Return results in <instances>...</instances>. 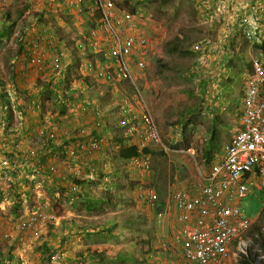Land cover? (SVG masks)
<instances>
[{"label": "built area", "instance_id": "2783aa9c", "mask_svg": "<svg viewBox=\"0 0 264 264\" xmlns=\"http://www.w3.org/2000/svg\"><path fill=\"white\" fill-rule=\"evenodd\" d=\"M58 2L64 6L62 15L65 19L73 20L86 14L94 22V26L80 33H83V39L74 43L76 53L83 58L80 65L76 67L73 62L68 63L70 67L77 68L80 80L74 78L68 81L78 82L79 86L88 89L83 82L88 80L109 86L112 93L121 94L116 121L113 126L107 123L111 142L118 148L114 138L119 128L126 144L137 149L138 155L126 163V170L134 172V178H131L135 183L132 198L152 210L157 206L158 196L149 181L151 154L145 150L161 143L151 112L139 89L134 86L138 78L133 77V72L143 79L145 71L160 57L157 36L155 32L149 33L146 20L118 8L113 0ZM192 2L196 5L201 29L211 33L217 26L220 34L217 40L205 35L190 44L188 50L197 54L198 66L207 62L206 53L223 44L224 38L240 34L255 49L249 68L240 74L243 103L236 132L224 156L210 165L204 182L175 188L170 193L164 211L171 215L173 227L171 238L168 242L163 241L161 248L167 261L174 256L178 258V264H228L232 244L238 242L252 224V221L243 219L237 203L252 188L264 190V0ZM7 5L8 0H0V10ZM28 50L27 67L35 70L45 82L51 83L55 80L52 77L54 70H57L55 77L63 72L60 59L65 60L70 49L57 41V34L53 31L48 35L41 31L36 33ZM49 55L53 59L47 67L44 59ZM125 83L131 87V95H122L124 89L121 86ZM0 87H3L0 89V191L3 195L0 203L3 204L7 202L5 194L12 178L23 175L32 178V189L37 192L41 184L34 178L45 174V154L50 143L56 140L57 132L51 130L47 134L46 123L35 125V119L42 115L41 103L24 100V95L13 84ZM86 104L88 109L82 105L79 107L90 117L87 125L78 130L60 131V135L69 141L67 153L71 157L81 151L96 153L103 144V139L97 136L104 123L103 111L94 102ZM33 118L34 123L31 124ZM18 132L27 135V143L23 141L26 147L22 148L21 140H17ZM73 138H76L75 143ZM78 173V169L73 170V176ZM39 217L43 219L41 215H29L19 223L18 229L29 231L36 226ZM6 238L7 235L0 232V241ZM59 259L61 256L56 254L51 263Z\"/></svg>", "mask_w": 264, "mask_h": 264}, {"label": "rangeland", "instance_id": "374dc122", "mask_svg": "<svg viewBox=\"0 0 264 264\" xmlns=\"http://www.w3.org/2000/svg\"><path fill=\"white\" fill-rule=\"evenodd\" d=\"M113 1L120 9H125L128 12L133 9L134 14H137L140 19L146 20V27L149 33L154 34L155 32V36H157L156 43H159V47L161 49L160 57H157L151 64L150 68L145 71L143 79L141 76L133 72V77L138 78L134 82V86L139 89L152 116L154 113L152 97H149L148 87L145 85V83L150 80L160 79L163 83L166 82L168 78H170L171 81L174 80V85L169 90V93L173 94L172 98L175 99V102L178 101L179 109L186 107L189 101L188 98L192 95L196 96L201 92L199 89L198 91H194L189 94V90L194 89V80L188 74L190 72L189 70L192 57L188 48L194 40L202 37L203 35V32L200 29L202 28V24L199 23L198 11L195 9L196 5L194 2H192V0ZM25 6L27 8L24 10L23 7ZM22 9L24 11L20 15L19 13ZM63 9L64 6L60 5V2L57 0H8V5L0 10V29H5V26L11 25L12 22H14V26L12 32L8 34V36L4 35L3 38H0V81L4 82L6 79L12 80L14 78V74H16V81L23 84H25L23 80L32 79L28 85H25L28 87V89H25L26 92H29V90L31 91L29 88L32 84H34V82L37 83L39 88L40 85L42 86V83H44V87L42 86L43 88H41V98H45V86L47 87L48 84H50V86L53 85L54 91L50 96H47L50 102V105L48 106L49 119L48 121L42 120L40 119V115L39 118L35 119V125L37 126L40 123H46L48 127H51V129H54L55 132H57L59 129L66 128L67 130H78L84 125H87L90 121L87 113H80V109L78 108V106L81 105L80 100H82L80 96L84 97L86 101L96 103L103 111L104 120L106 118L113 126V123L116 121L117 105L120 101L121 94L112 93V89L109 86L90 82L91 88L87 89L83 85L79 86L78 82H63L61 79L59 82V78L61 76H56L53 82L47 83L43 79H37L36 76L40 75L38 73L37 75L33 74V71L30 68H24L22 70L17 68L24 66L25 64L24 60H19L20 54H17L19 46L18 40L24 32L29 35H31L32 32H38V30L34 27L39 25L36 24L38 22L35 19L40 15L47 20V28L57 34V41L59 43L62 42L65 46L69 47V55L66 56V59L62 62L63 69L67 67L64 64H68L73 58L72 54L74 51L71 50L75 49L73 43L80 41L79 39H83L82 34L88 30L92 24V20H89L88 18L90 17L86 14H81L80 18L73 20L70 19L69 23L73 28L71 30L69 28V24L64 25L63 23L66 21L61 20V18H64L62 16L64 13ZM95 19H97V15L95 16ZM51 20H54L55 24H53ZM62 24L64 26H62ZM77 27H80L81 31L77 29ZM81 32L83 33L80 34ZM159 61H162L163 64H161L162 67L158 69V73H156L154 68L155 64ZM227 64L228 62H225V65ZM219 70H222L220 75L221 80L218 78L217 80L215 79V81L211 82L218 85L217 88H214V90L217 89V92L224 93L225 97L228 94H236L237 97L234 96V103L237 107L241 108L243 103L241 94V78L236 77V75L234 76L231 72L228 73V68L222 64L220 65ZM15 71L17 72L14 73ZM224 75L228 76L229 82L221 83V81L223 82ZM67 76L70 79L75 78L76 80H80V77L77 76L76 67L72 69V71L67 70ZM242 76H244V74ZM207 83L209 82L206 81L205 84ZM121 87L124 89V91L121 92L122 95L125 93L131 95V87L129 88L127 83L122 84ZM205 92L207 93V91ZM57 100L61 103L66 102V100L73 101V103L71 102L70 104L65 105L67 111L64 115L58 114V110L61 108L60 103H58L59 107L54 106L53 101L57 102ZM234 107L235 106H232V108ZM160 114L162 115L164 122L172 120L170 129L172 131H174L175 125H178V121L182 116V113L169 114L165 110H160ZM190 119L192 122L195 121L194 124L196 125L199 123L200 125H203V123L200 122L201 118L193 116ZM155 124L157 126V122H155ZM157 129L160 131L158 127ZM182 129L183 139H186L189 143L194 142V144H196L199 148H202L206 144L203 140L202 130H200V132L197 130L195 133L196 138L192 140L191 133H189L192 132V129L187 127L186 124H183ZM226 129L228 128H225V130ZM27 139L28 138L24 137L23 141L27 143ZM183 141L184 144L177 143L176 145H173L172 143L168 145L163 141V144L169 149L166 150V152L160 144L151 147V174L149 181L157 191L158 195L157 206L152 210L145 208L140 203H136L135 201H131L130 203H126L127 201H125L124 204L121 203L112 206L110 204L106 205L99 212H89L85 209L83 201L78 200L74 193L69 192V190L68 192H65L64 188L67 189V187L59 180L66 178V175H61L58 179L50 178L52 183L48 181L47 183L45 182V184L42 181V178H38L41 186L37 189V192L30 187H24L22 189L24 192V201L22 204H19L16 199L3 202V205L0 204L2 205L0 206V232H2L4 226L8 227L11 225L14 229L17 228L19 223L27 219L31 214L37 216L41 215L43 217V219L39 217V221L36 226L26 232V237L22 236L26 241H28L26 243L28 248V264L42 263V244L44 243L53 253H59L62 248L69 246V252L67 255H63L62 260L57 262V264H74L73 260L75 258V254L80 252L82 253L83 250L82 247H76L77 239L80 241L84 239V241H81L80 243H86L85 240H89V246H98L109 256H114L122 249H130L131 251L137 249L139 255L148 258V262L145 264H178V258L173 256L172 258H167L169 259L167 261L165 259L166 254L162 253L161 243L163 241L168 242L171 238L173 227L171 215L164 210L173 189L185 187V185L196 184L198 182L202 183L199 173L206 176L208 169L206 166H202L204 161H202L201 157H197V154L199 156L203 150L201 153H196V155H191V153L180 150L172 151L181 147L186 149L187 143L185 144V140ZM108 149L110 151H108V155H113L112 153L116 152V150H112L111 147H108ZM56 157V162L61 163V158L59 156ZM95 172L98 175V179L95 178L93 181L98 182L100 178H103V173L99 169H82L81 178H83V180H86L85 178L89 179V173ZM126 173L127 172H120V176L117 178H120L121 181H124V178H134L133 171H130L127 174ZM70 175V177H72L73 173ZM18 179L19 178H12V182L10 184L11 187L9 188H12V186L14 187L15 182ZM21 179V182L25 180V178ZM106 179L110 180V177ZM47 184H49V186H46ZM106 185L108 187L111 186L116 188L115 183H108ZM81 189L82 192L90 190L94 193L95 197L101 196L99 192L104 190L102 185L94 186L91 184H84L81 186ZM237 206L243 219L252 221L253 224L264 206V190L252 188L249 194L237 203ZM65 213H73V216L79 217H69L72 225H67L65 234L67 239L66 242L63 243V230L60 232V225L63 222L68 221V218L63 217ZM159 214L161 215L159 216ZM110 217H116L117 219H124L133 222L132 225H128L126 227L119 225L116 230V233L118 235L120 234V236L124 234L122 232H125L127 235L124 237L117 236L118 238L116 240H109L104 234L98 232V230L91 232L92 229L101 228L107 225V220ZM139 218L141 220H138ZM66 223L68 224V222ZM34 229L36 232H33ZM85 230L88 231V233L85 232ZM17 231L20 230L18 229ZM84 233L87 234L84 235ZM81 234L84 235L83 238H79ZM28 235H31L29 239ZM87 235H91V237L88 238ZM126 236L131 238H127ZM15 238L17 237L13 236L12 238L9 237V239L7 238L4 241H0V252L3 253L4 258L7 256L8 244L10 245L11 242L13 244L15 242ZM249 244V239L243 235L240 237L238 242H234L231 246L228 264H241L240 262L243 259L241 254L244 255L248 252ZM243 245L244 247H242ZM11 246L13 245H10V248ZM13 247V251L16 252L17 246L15 245ZM256 261L257 264L259 262L264 264V252L258 254ZM84 263L110 264L87 261Z\"/></svg>", "mask_w": 264, "mask_h": 264}, {"label": "crops", "instance_id": "0c3cea01", "mask_svg": "<svg viewBox=\"0 0 264 264\" xmlns=\"http://www.w3.org/2000/svg\"><path fill=\"white\" fill-rule=\"evenodd\" d=\"M36 20V19H35ZM38 24V23H36ZM35 26V25H34ZM34 28H36V30H38V33L41 31H45L46 35H48L50 33V29L47 27H43L42 25H37ZM215 30L211 33H208L206 31H204L203 29V35H209L212 38H214V40H217L218 38H220V34H218L217 31V26L213 27ZM37 32H32L31 35L26 34L25 37H30L31 41L33 40V37H35ZM217 34V35H216ZM232 39V41H231ZM224 43L221 45H216L213 49L211 48L207 53H206V57H207V62L202 65V66H198L197 62H196V55L191 53V64H190V72L188 73L189 76L194 80L193 82V87L194 89L189 90V94L193 93L194 91H198L199 89L201 90V92L196 95V96H191L190 98H188V104L186 105V107L179 109V103L178 101L175 102V99L172 98L173 94L169 93V90L173 87V81H171L170 78H168V80H166V82H162L160 79L159 80H150L149 82H146L145 85L148 87V92H149V97H152V102H153V107H154V113H153V120L155 118V122H157V126L160 129V131H158L159 134V138H160V143L161 146L163 147V150L166 152V150H169L167 146H165L163 144V141L170 145L171 143L173 145H176L177 143H183L185 140V144L187 143V148L183 149L182 147L179 149H175L172 151H184V152H188L191 153V155H196V153H201V151L203 150V152L197 157H201L203 164L202 166H206L210 167V165L218 160H220L226 151L227 146L230 144L231 138L232 136L235 134L236 129L238 127V123H239V118H240V109L239 107L236 106V104L234 103V96L235 95H231L228 94L225 97V94L222 92H217V89L214 90V88H217V84L216 83H211L213 81H215V79L217 80L218 78L220 79V75H221V71L220 69V65L222 64L223 66H226V68H228L229 71H227L228 73H232L234 76L236 75V77H240V74H242L245 69V66L243 67V63H250V58L251 55L253 53V50L255 49V46L253 47V49L249 46V43L244 40V38L239 34V36L235 35L233 36V38H224L223 39ZM243 43V44H242ZM257 48L260 49L259 46H256ZM240 58H242L244 60V62L240 63ZM52 55H49L47 57H45L44 59V65H47L50 61H52ZM200 61H201V57H200ZM225 62H228L227 65H225ZM163 62L159 61L158 63L155 64V71L156 73H158V69H160L162 67ZM22 67H17L18 69L22 70ZM24 69V67H23ZM231 70V71H230ZM17 71H15L14 73H16ZM33 74L37 73L35 72V70L33 71ZM227 75V74H226ZM16 74H14V78L11 80H5L3 85H15L16 87H20V89L25 90L28 89L27 86L28 83H30V81L32 79H25L23 80L25 84L21 83V82H17L16 79ZM37 79H42L40 76H36ZM221 80V79H220ZM209 82L207 84H205V82ZM229 82V78L228 76L224 75V79L223 82L221 81V83H227ZM212 84V85H211ZM2 86V85H0ZM3 87H0V89ZM31 89V91L29 90V92L26 93V101L30 102L33 101L35 103H41L42 104V119L45 121H48L49 119V112H48V106L50 105L49 99L48 98H41L42 97V89L41 87L39 88L37 83L34 82V84H32V86L29 88ZM123 89V88H122ZM124 91V90H123ZM207 91V93L205 92ZM211 92V93H209ZM235 93V92H234ZM240 96V95H239ZM80 98H82L81 104L84 102L85 104L87 102L90 101H86V99L82 96H80ZM42 102H41V100ZM187 101V99H186ZM54 103V102H53ZM232 106H235L234 108H232ZM160 110H165L166 112H168L169 114L171 113H182V116L180 117V120L178 121V125H175L174 131L170 130L171 129V125H172V120L171 121H165L162 118V115L160 114ZM88 114L89 111H88ZM152 115V114H151ZM87 116V115H86ZM193 116L197 117V118H201V121L203 123V125L199 124H194L195 121H190ZM89 117V115H88ZM87 117V118H88ZM176 117V116H174ZM90 119V117H89ZM34 118L31 121V124L34 123ZM167 122V123H166ZM181 122V123H180ZM185 122V123H184ZM107 123H109V121L105 118L102 129L100 131H98L97 136L101 137L103 139V144L101 146V149L94 153V152H90V151H81V152H77L74 156H70L67 153V149L69 148V146L67 145V143L69 142L68 139H66L65 137L60 135V131H62V129H59L57 131V138L53 143H50L49 147H48V151L45 154V158H44V164H45V174H42L40 176H38V178H42V181L47 183L48 181L50 183H52V181L50 180V178H60L61 175H66V178H63V180H59L61 181V183H64L65 186L67 187L64 188L65 192L70 190V186L69 184L71 183V178L70 177L73 173L74 169H84V170H89V169H99L100 171H102L103 173V178H100L98 182H94L91 185L94 186H103L104 188H108L113 190L114 192H117L116 190L118 188H113V187H108L106 184L108 183H117V177L120 176V172H127L126 170V165L124 164V162L122 161H118L117 159H113L110 158L107 153L109 151L108 147H111V149H115L117 150V148L115 146H113V142H111V134L109 132L108 129V125ZM183 124L189 128L192 129L191 133V139L194 140L196 138L195 133L197 132V130L200 132V130H202V134H203V140L204 142H206V144L202 147L199 148L196 144H194V142L189 143V141H186V139H183ZM47 125V124H46ZM198 127V128H197ZM225 128H228L225 130ZM49 130H47V134L51 132V130L53 131L54 129H51V127H48ZM64 131L67 130L63 129ZM27 132V131H25ZM161 135V137H160ZM199 135V133H198ZM23 137H27V135L24 132H18L16 134V138L17 140H21L20 141V145L21 147H26L25 144L23 143L24 138ZM75 143L76 138L72 139ZM65 143V144H64ZM24 144V145H23ZM184 144V143H183ZM180 146V145H179ZM154 147V146H151ZM76 150V149H75ZM209 151L210 153V163L207 166L205 164L206 161V152ZM110 152V151H109ZM56 156H59L61 158V163L60 162H56ZM70 159V160H69ZM66 160V161H64ZM212 160V162H211ZM202 163V162H200ZM199 165V164H198ZM58 168V170H57ZM125 168V171H124ZM208 169H207V173H208ZM134 173V172H133ZM200 177L202 179V182H204L205 177L203 174L199 173ZM69 176V177H68ZM89 179L94 180L95 178L98 179V175L97 173H89L88 175ZM110 180H107L106 178H109ZM21 178H25L24 181L21 182ZM37 177L34 179H38ZM74 179V178H73ZM77 179H83V178H77ZM87 179V178H85ZM104 181H108V182H104ZM199 183V182H198ZM16 185V186H15ZM15 185L13 187L14 189V193H15V197L12 200H18L19 204H22V202L24 201L23 198V188L24 187H30L32 189V178H29L26 175H23L21 177H19V179L15 182ZM18 186V187H17ZM46 186H49V184H47ZM121 192V191H118ZM117 194V193H116ZM1 204V203H0ZM3 205V204H2ZM0 205V206H2ZM70 216H73V213H65V215L63 217L68 218V221L63 222L60 225V232H62V240L63 243L66 242V230H67V225L71 226L72 222L71 220H69ZM11 217V216H10ZM73 217H79V216H73ZM68 222V224L66 223ZM75 222V221H74ZM77 223V222H75ZM2 227V226H1ZM16 227V226H15ZM2 229V228H1ZM16 229V231H15ZM13 228L11 225L4 226V229L2 230V233L7 235V238L9 239L12 238L13 236L17 237L14 239V243L10 245L13 246H17V251L14 252L13 251V255L14 257L21 263L24 264H28V255H27V246L26 243L28 241H26L22 236L27 235V231L26 232H21V231H17V228ZM100 231V228H96V229H92L91 232H95ZM33 232H36V230L34 229ZM85 232L88 233V231L85 230ZM87 233H84L87 234ZM29 234V233H28ZM83 234H81L79 236V238H83L84 237ZM31 235H28V239ZM77 237V236H75ZM88 238L91 237V235H87ZM6 238V239H7ZM22 239V240H21ZM81 241H84V239H82ZM79 239H77L76 242V247L80 248L82 247V253H78L75 254V258L73 260L74 264H88V263H84L85 261L87 262H93V263H99L98 261L92 259L89 257L90 253H94V252H101L102 250L98 247V246H89V240H85V242H81ZM10 245L8 244L7 247V252L8 250H10ZM11 246V248L13 249L14 247ZM63 255H67V253L69 252V246L64 247L61 249V251ZM15 253V254H14ZM66 253V254H65ZM106 253V252H105ZM3 254V253H2ZM107 254V253H106ZM22 260H24L22 262ZM13 264V263H10Z\"/></svg>", "mask_w": 264, "mask_h": 264}, {"label": "trees", "instance_id": "16d2710c", "mask_svg": "<svg viewBox=\"0 0 264 264\" xmlns=\"http://www.w3.org/2000/svg\"><path fill=\"white\" fill-rule=\"evenodd\" d=\"M27 7H23V9L25 10ZM20 11V15L22 14V12L24 10ZM131 13H134V10L131 9L130 10ZM65 19V18H63ZM37 22L39 25H42L43 27H47V20L43 17V16H37L36 18ZM51 22L53 24H55L54 20H51ZM13 23V24H12ZM11 25L9 26H5V29H0V38H3L4 35L8 36V34H10L12 32L13 26H14V22H12ZM66 23L67 25L69 24V28L72 30V26L69 23V20L66 19ZM94 26V22L92 21V24L90 25V27ZM7 32V33H6ZM28 33H22L20 36V39L18 40L19 42V46H18V51L17 54L19 55V60L25 61L24 64V68H28L27 64H28V58H29V46L31 44V38L30 37H25ZM35 38V37H33ZM74 44V43H73ZM263 48V46H262ZM72 51H74V53L72 54L73 58L71 59L70 62H73V65H75L76 67L78 65H80V62L83 58H80V56L76 53L75 49H73ZM17 56V55H16ZM16 59V57H15ZM60 63L61 65L62 62L64 61L63 59H60ZM158 61V60H157ZM240 63L244 62V60L242 58H240ZM243 67L245 66V68H249L250 64L249 63H243L242 64ZM45 66H50V65H45ZM75 66H71L68 64L67 67H65L63 69V72H60L61 76L59 78V82L60 79L65 82L68 80H71L70 78H68L67 76V70L68 71H72V69L75 68ZM22 67V69H23ZM74 71V70H73ZM57 73V70L53 71V76L55 78V74ZM58 76V77H59ZM39 82V81H38ZM88 88L90 87V82L88 80H84L83 81ZM4 82L0 81V85H3ZM44 83H42V86ZM55 84V82H54ZM15 86V85H14ZM41 85L40 87L43 88ZM52 86V87H51ZM48 84V86H45L44 89V96L47 98V96L51 95L53 90V85ZM55 86V85H54ZM16 87V86H15ZM16 89L21 92L22 95H24V100L27 98L26 97V90H22L20 89V87H16ZM46 93V94H45ZM54 102V106H58V103H60L61 108L58 110V114L59 115H64L67 111V108L65 107V105L70 104L71 102L73 103V101H68L66 100V102L61 103L59 100H57V102ZM82 106H84L86 109L89 108V106L87 104H85L84 102L81 104ZM78 108L80 109V107L78 106ZM80 113H85L82 112L80 109ZM115 144L117 145V150L116 152L112 153L113 155H110V158L113 159H117L118 161H122L124 162V164L126 165V163L135 158L138 155L137 149L132 146V145H127L125 142V139L122 137V133L121 130L119 128L116 129V136L114 138ZM65 144V143H64ZM146 153H151L150 150H145ZM210 153L209 151L206 152V161L205 164L208 166L210 163ZM208 168V167H207ZM78 175L77 176H72L73 178H71V183L69 184L70 186V192L74 193L78 200L83 201L84 203V207L85 209H87V211H95V212H99L104 206L106 205H117V204H121V203H125V201H127L126 203H130L131 201L133 202V198H132V191L134 190L135 187V183L131 180V178H124V181H121L120 178H117V183H115L116 188H118L116 191L114 192L111 189L108 188H104V190L100 191V195L101 196H96L94 195V193H92L90 190L88 191H83L81 189V186H83L84 184H92L93 180L91 179H77V178H81V169H78ZM127 174V173H126ZM11 187V186H10ZM121 191V192H118ZM157 192V191H156ZM117 193V194H116ZM7 201L11 200L14 198L15 193H14V189L13 186L12 188H9L5 194ZM158 196V195H157ZM3 199V195H2V191H0V202ZM162 211V210H160ZM138 220H141L140 218ZM145 221V220H143ZM132 221H127L124 219H117L116 217H110L107 220V225L103 226L100 228V233L104 234L106 236L107 239L109 240H116L119 237H124L125 232L122 236H120V234L118 235L116 233L117 228L119 227V225H123V227H126L128 225H132ZM127 224V225H126ZM243 236H245L247 239H249V249L248 252L246 254H241L242 255V260H241V264H257L256 261V257L258 256L259 253L264 252V206L258 216V218L256 219V221L251 224V226L249 227L248 230H246L243 234ZM127 238H131L129 236H126ZM42 263L41 264H57V262H60V260H62L63 258V254L62 252L59 253H53L50 251V249L46 246V244H42ZM56 254L61 256V259H59L58 261L51 263L52 257L55 256ZM44 255V256H43ZM90 258L100 262V263H110V264H145L146 262H148V258H146L145 256H141L138 254V250L134 249V250H130V249H122L121 251H119L118 253H116L114 256H109L105 253V251H101V252H94V253H90L89 255ZM262 261V260H261ZM22 264L21 262H19L13 255V249L10 248V250H8L7 252V256L6 258H4V255L0 252V264ZM258 264H261L260 262Z\"/></svg>", "mask_w": 264, "mask_h": 264}, {"label": "clouds", "instance_id": "9594fccd", "mask_svg": "<svg viewBox=\"0 0 264 264\" xmlns=\"http://www.w3.org/2000/svg\"><path fill=\"white\" fill-rule=\"evenodd\" d=\"M57 1H60V0H57ZM63 16V15H62ZM64 17V16H63ZM65 18V17H64ZM61 20H64V21H66V19H61ZM56 21H59V20H56ZM64 25H66L67 23L65 22V23H63Z\"/></svg>", "mask_w": 264, "mask_h": 264}]
</instances>
